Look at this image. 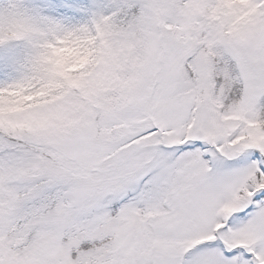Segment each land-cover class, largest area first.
Instances as JSON below:
<instances>
[{"label": "snow or ice", "instance_id": "obj_1", "mask_svg": "<svg viewBox=\"0 0 264 264\" xmlns=\"http://www.w3.org/2000/svg\"><path fill=\"white\" fill-rule=\"evenodd\" d=\"M0 264H264V0H0Z\"/></svg>", "mask_w": 264, "mask_h": 264}]
</instances>
